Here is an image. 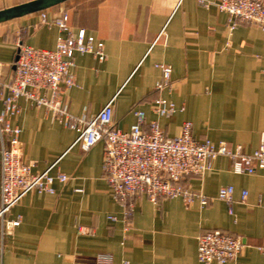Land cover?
Returning a JSON list of instances; mask_svg holds the SVG:
<instances>
[{
	"label": "crops",
	"instance_id": "crops-1",
	"mask_svg": "<svg viewBox=\"0 0 264 264\" xmlns=\"http://www.w3.org/2000/svg\"><path fill=\"white\" fill-rule=\"evenodd\" d=\"M28 1L0 0V9ZM217 1L66 0L2 22L3 80L13 78L20 42L56 47L61 31L55 20L66 11L71 30L94 35L106 54L75 55V85L64 96L73 115L90 119L113 99L114 121L123 130L135 123L133 109L139 108L169 137L191 121L195 138L251 153L264 133V30L249 23L230 30L229 15L213 4ZM42 12L50 23H42ZM160 63L171 65L172 74L169 85L157 89ZM159 97L184 110L158 115L153 102ZM19 106L12 122L21 129L24 160L35 173L50 169L68 180L54 183L55 194L27 193L5 215L20 217L10 233L2 234L0 218V264H99L100 254L111 255L110 264H199L198 237L212 229L243 242L238 258L224 264H264V168L236 174L227 157H218L203 176L183 181L206 204L180 197L154 204L140 195L126 231L123 207L104 175V141H77L78 132L45 107L25 98ZM229 185L235 189L230 203L217 197Z\"/></svg>",
	"mask_w": 264,
	"mask_h": 264
},
{
	"label": "built area",
	"instance_id": "built-area-1",
	"mask_svg": "<svg viewBox=\"0 0 264 264\" xmlns=\"http://www.w3.org/2000/svg\"><path fill=\"white\" fill-rule=\"evenodd\" d=\"M213 4L229 15L230 30L235 29L238 23L255 24L264 30V0H219ZM41 21L50 23L46 12L41 13ZM68 21L66 11H62L55 20L61 34L54 49L36 48L22 42L18 44L11 81L3 80L0 65V218L3 235L20 224V217L9 220L5 215L27 193L55 194L54 183L68 180L65 173L52 175L50 169L35 173L32 165L24 160L21 129L12 122L20 112L19 101L22 98L45 107L64 126L76 130L79 134L77 141L84 138L90 143L98 139L104 141V175L114 198L123 207L126 231L131 229L135 200L140 195L147 196L154 204L162 198L175 197L182 198L185 203L199 198L202 204H206V197L184 185L183 181L193 175L203 176L218 157H227L236 174H253L264 168V133L259 146L248 153L240 145L195 138L191 121L183 123L178 135L169 137L157 120L147 121L146 113L139 108L133 109L135 123L129 130H123L114 121L113 99L95 117L87 119L73 115L64 96L65 91L75 85L72 72L75 55L91 53L104 59L106 54L102 41L85 29L73 32ZM157 67L162 76L155 87L162 89L171 81L172 66L160 63ZM153 108L160 116L184 110V107L164 97L155 99ZM234 192L233 186H223L217 197L230 203ZM247 195L248 191L243 190L241 198L244 200ZM242 248L243 242L239 237L220 229L208 230L198 237V261L199 264L235 261ZM111 261L109 254L98 255L99 264H110Z\"/></svg>",
	"mask_w": 264,
	"mask_h": 264
},
{
	"label": "water",
	"instance_id": "water-1",
	"mask_svg": "<svg viewBox=\"0 0 264 264\" xmlns=\"http://www.w3.org/2000/svg\"><path fill=\"white\" fill-rule=\"evenodd\" d=\"M64 1L66 0H31L15 6L0 9V23L45 10Z\"/></svg>",
	"mask_w": 264,
	"mask_h": 264
}]
</instances>
